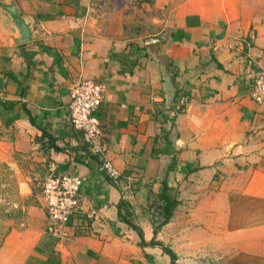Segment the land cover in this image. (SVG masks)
<instances>
[{
  "label": "crops",
  "instance_id": "0c3cea01",
  "mask_svg": "<svg viewBox=\"0 0 264 264\" xmlns=\"http://www.w3.org/2000/svg\"><path fill=\"white\" fill-rule=\"evenodd\" d=\"M133 1L14 0L36 35L18 44L0 11V164L23 199L50 169L81 181L60 240L40 197L19 206L0 264H264V0ZM80 80L105 87L116 179L70 126ZM163 184L177 205L154 236Z\"/></svg>",
  "mask_w": 264,
  "mask_h": 264
},
{
  "label": "built area",
  "instance_id": "2783aa9c",
  "mask_svg": "<svg viewBox=\"0 0 264 264\" xmlns=\"http://www.w3.org/2000/svg\"><path fill=\"white\" fill-rule=\"evenodd\" d=\"M105 91L102 84L89 80L74 82L68 87V119L70 126L81 132L89 151L101 159L99 170L107 178L116 179L118 171L106 159V148L101 140V129L96 112ZM249 97L256 105L264 102V69L253 77ZM181 106L186 105L187 97L179 98ZM81 181L77 176L58 174L50 169L40 185V203L48 225L47 233L60 240L69 217L78 205Z\"/></svg>",
  "mask_w": 264,
  "mask_h": 264
},
{
  "label": "rangeland",
  "instance_id": "374dc122",
  "mask_svg": "<svg viewBox=\"0 0 264 264\" xmlns=\"http://www.w3.org/2000/svg\"><path fill=\"white\" fill-rule=\"evenodd\" d=\"M24 178L23 175L12 171L9 166L0 164V244L11 228L19 227V223L25 218L19 206L38 203L42 181H31L30 194L23 199L18 194V184ZM13 203L17 204L15 208L12 206ZM17 210H20V213L14 212Z\"/></svg>",
  "mask_w": 264,
  "mask_h": 264
},
{
  "label": "trees",
  "instance_id": "16d2710c",
  "mask_svg": "<svg viewBox=\"0 0 264 264\" xmlns=\"http://www.w3.org/2000/svg\"><path fill=\"white\" fill-rule=\"evenodd\" d=\"M133 2H136L137 4L142 3V2L143 3H151L152 0H134ZM156 198L159 202V205L156 207V211H157V215L159 216L160 219L156 223H152V226H153L152 227V233L154 236L157 233V231L169 221V219L171 218L172 212L177 205V201L167 195V188H166L165 184L162 185L160 193L157 195ZM14 212L20 213L19 210L14 211ZM8 216H9V214H8ZM126 224L138 234L139 239H140L139 244L143 245L144 243L142 240L140 230L128 221L126 222ZM148 244L157 245L158 242H156L152 239V240H150V242Z\"/></svg>",
  "mask_w": 264,
  "mask_h": 264
},
{
  "label": "water",
  "instance_id": "95a60500",
  "mask_svg": "<svg viewBox=\"0 0 264 264\" xmlns=\"http://www.w3.org/2000/svg\"><path fill=\"white\" fill-rule=\"evenodd\" d=\"M0 11L7 15L11 27L16 31L18 37L13 43L18 44L32 40L36 35L31 31L27 23L20 15L14 0H0Z\"/></svg>",
  "mask_w": 264,
  "mask_h": 264
}]
</instances>
